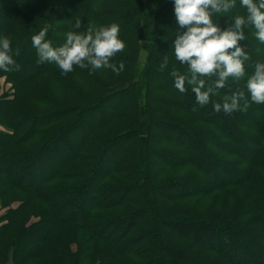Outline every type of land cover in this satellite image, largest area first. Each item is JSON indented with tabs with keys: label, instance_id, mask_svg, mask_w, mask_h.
Instances as JSON below:
<instances>
[{
	"label": "trees",
	"instance_id": "trees-1",
	"mask_svg": "<svg viewBox=\"0 0 264 264\" xmlns=\"http://www.w3.org/2000/svg\"><path fill=\"white\" fill-rule=\"evenodd\" d=\"M236 15L241 0L212 21ZM48 24L54 48L117 24L125 47L109 63L123 71L39 62L32 37ZM179 31L174 0H0L19 66L0 69L13 90L0 97V203L21 202L0 217V264H264V104L246 87L264 44L245 28V77L201 107L170 75L188 74ZM238 91L247 111L213 110Z\"/></svg>",
	"mask_w": 264,
	"mask_h": 264
},
{
	"label": "clouds",
	"instance_id": "clouds-1",
	"mask_svg": "<svg viewBox=\"0 0 264 264\" xmlns=\"http://www.w3.org/2000/svg\"><path fill=\"white\" fill-rule=\"evenodd\" d=\"M241 6L246 9L247 15L229 16L231 23L221 29L213 23L212 15L228 13L235 7V0H174V16L180 31L172 47L176 60L188 65V74L182 75L174 69L170 75L174 78V87L181 93L186 91V83L191 87L195 101L201 107L210 102V96L217 95L218 89L225 87L229 78L239 81L245 77L244 62L250 59L240 43L246 39L245 28L253 26L256 38L264 44V0H241ZM51 27V24L46 25L32 37L39 62L55 63L63 73L72 72L74 65L81 69L91 66L92 71L101 68H111L117 74L123 71V62L119 68L109 63L125 47L119 39L117 24L99 28L90 26L82 33L70 31L66 34L65 43L55 48L51 41L45 39ZM74 27L80 28V22L77 21ZM10 51V39H0V69L5 72L19 68L9 55ZM167 64L165 56L161 67L165 68ZM204 77L216 79L206 87ZM246 87L252 102L264 104V63H256ZM248 107L243 91L225 96L222 104H213L216 113L222 110L225 114L247 111Z\"/></svg>",
	"mask_w": 264,
	"mask_h": 264
},
{
	"label": "rangeland",
	"instance_id": "rangeland-1",
	"mask_svg": "<svg viewBox=\"0 0 264 264\" xmlns=\"http://www.w3.org/2000/svg\"><path fill=\"white\" fill-rule=\"evenodd\" d=\"M156 7H158V4H155V5H154V8H156ZM144 58H145V54L142 55V60H144ZM1 78H5V81H6V77H1ZM6 83H7V82H6ZM9 84H10L9 90L13 91V90H12V84H11V83H8L7 86H8ZM7 86H6V88H8ZM4 91L6 92V90H5L4 88L2 89V85H1V86H0V94H1V96L5 93ZM0 128H1V129H4L2 126H0ZM192 141H193V140H192ZM20 203H21V202H19V201H17V202L15 201V202H13L12 204H10V206H8V207H3V205L0 203V217L6 212V210H8L9 208L17 207L18 205H20ZM33 219H34V221H35V220H38V219L35 218V217H33Z\"/></svg>",
	"mask_w": 264,
	"mask_h": 264
},
{
	"label": "crops",
	"instance_id": "crops-1",
	"mask_svg": "<svg viewBox=\"0 0 264 264\" xmlns=\"http://www.w3.org/2000/svg\"><path fill=\"white\" fill-rule=\"evenodd\" d=\"M8 83H6L5 81V78H0V86L2 85V89L4 88L6 90V92H9V87H10V84L7 86ZM6 86L8 88H6ZM5 92V91H4ZM0 97H1V94H0Z\"/></svg>",
	"mask_w": 264,
	"mask_h": 264
}]
</instances>
